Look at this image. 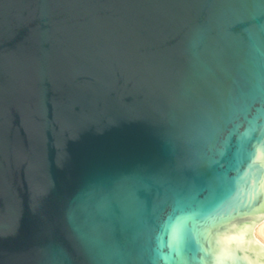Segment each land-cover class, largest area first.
Returning a JSON list of instances; mask_svg holds the SVG:
<instances>
[{
	"label": "water",
	"instance_id": "obj_1",
	"mask_svg": "<svg viewBox=\"0 0 264 264\" xmlns=\"http://www.w3.org/2000/svg\"><path fill=\"white\" fill-rule=\"evenodd\" d=\"M264 0H0V264H253Z\"/></svg>",
	"mask_w": 264,
	"mask_h": 264
},
{
	"label": "bare ground",
	"instance_id": "obj_2",
	"mask_svg": "<svg viewBox=\"0 0 264 264\" xmlns=\"http://www.w3.org/2000/svg\"><path fill=\"white\" fill-rule=\"evenodd\" d=\"M241 228H243L251 238L242 246L244 257L248 260H252L253 264H264V249L260 247L261 244H264V215L250 224H245L237 228L235 227L231 231V235L236 234Z\"/></svg>",
	"mask_w": 264,
	"mask_h": 264
},
{
	"label": "snow or ice",
	"instance_id": "obj_3",
	"mask_svg": "<svg viewBox=\"0 0 264 264\" xmlns=\"http://www.w3.org/2000/svg\"><path fill=\"white\" fill-rule=\"evenodd\" d=\"M250 239L251 238L248 236L247 232L241 228L236 234L224 237V252L226 254L231 253L234 250V247H242L243 244ZM260 247L264 249V244H261Z\"/></svg>",
	"mask_w": 264,
	"mask_h": 264
}]
</instances>
